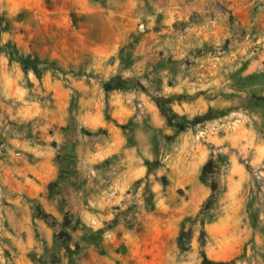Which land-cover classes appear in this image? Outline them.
<instances>
[{
	"label": "rangeland",
	"instance_id": "374dc122",
	"mask_svg": "<svg viewBox=\"0 0 264 264\" xmlns=\"http://www.w3.org/2000/svg\"><path fill=\"white\" fill-rule=\"evenodd\" d=\"M259 140L264 0H0V264H264Z\"/></svg>",
	"mask_w": 264,
	"mask_h": 264
},
{
	"label": "crops",
	"instance_id": "0c3cea01",
	"mask_svg": "<svg viewBox=\"0 0 264 264\" xmlns=\"http://www.w3.org/2000/svg\"><path fill=\"white\" fill-rule=\"evenodd\" d=\"M261 66L260 57L253 58L249 61L247 64V67L249 70H259ZM225 139L218 138L216 142L224 143ZM230 140V139H227ZM209 156V153L207 150H203V157L200 158L199 165H201L204 160ZM253 159H256V161H260L264 159V140H259L256 143V151H254V154L252 155ZM199 165L196 168H193L188 173L189 183H191V189L190 194L197 200L202 201L209 193V189L202 184L198 180V168ZM235 169V166H230L228 169V174L225 175V181H231L232 178H234L235 172L233 171ZM236 171H239L241 173L242 168L236 167ZM4 175L6 178H2L3 183H0V189L5 192V195L7 197V200H10V204L6 206V212L7 216L10 219H20L21 217L26 218L27 214L29 213L28 204L25 203L23 199L19 196V193L16 195V192H25L26 194L30 196H36L39 195L40 191L43 190L45 185V179L42 177L40 182L37 181H31L26 179L25 172L22 174L21 178H17L13 171L11 169H8L6 172H4ZM40 175V173H39ZM0 179H1V172H0ZM4 179L6 181L4 182ZM124 181H122L123 184ZM121 183V182H120ZM119 183V184H120ZM230 183V182H229ZM228 183V185H229ZM42 202H45V198H41ZM52 205V204H51ZM51 207V206H50ZM192 213V210H186V214Z\"/></svg>",
	"mask_w": 264,
	"mask_h": 264
},
{
	"label": "trees",
	"instance_id": "16d2710c",
	"mask_svg": "<svg viewBox=\"0 0 264 264\" xmlns=\"http://www.w3.org/2000/svg\"><path fill=\"white\" fill-rule=\"evenodd\" d=\"M26 66L28 67L27 63ZM158 104L160 105L161 111L164 114V116L166 117V121L168 124H172V122H174V119H181L180 116H178L176 113L167 110L165 108L162 107V105L160 104L159 100H157Z\"/></svg>",
	"mask_w": 264,
	"mask_h": 264
}]
</instances>
